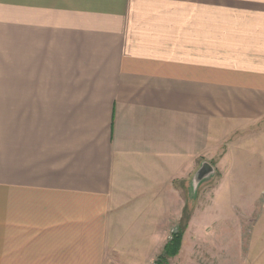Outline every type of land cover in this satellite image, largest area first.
Listing matches in <instances>:
<instances>
[{"label":"crops","instance_id":"1","mask_svg":"<svg viewBox=\"0 0 264 264\" xmlns=\"http://www.w3.org/2000/svg\"><path fill=\"white\" fill-rule=\"evenodd\" d=\"M217 156L264 264V0H0V264L180 256Z\"/></svg>","mask_w":264,"mask_h":264},{"label":"rangeland","instance_id":"2","mask_svg":"<svg viewBox=\"0 0 264 264\" xmlns=\"http://www.w3.org/2000/svg\"><path fill=\"white\" fill-rule=\"evenodd\" d=\"M238 138L241 141V137ZM238 138H236V140ZM242 141L245 142V140ZM258 143H260V145L258 144L259 146L253 147H255L258 151L263 152L261 148L263 140L259 138ZM241 148L248 151V146L244 145L241 146ZM241 151L242 150H238L236 149V146H234V157L231 156L229 158L230 163L231 160L236 159V152L239 154ZM218 158L219 156L211 160H206L214 167L215 172L211 173L208 178L201 181L200 184L198 183L196 189L193 188V185L191 187L192 191H197L201 186V190H204L207 193L206 199L202 200L206 209L201 215L202 221L200 229H202L201 231L204 234L203 239L200 241L201 245H198V242L194 237L196 231L193 230L191 232L192 235L188 247L180 253V256H174L170 259L171 261L168 259L167 264H237V262L240 261L238 259L240 252L239 248L234 246V199H231L230 196L231 188L234 189V182L226 179V177L223 182L224 176L222 170L215 167L218 162ZM219 188L221 193H218ZM214 192H217L218 194L215 200L212 197V193ZM196 203H198L196 199L191 200V211L195 207ZM190 216L191 215L187 213L185 218L188 219ZM129 228L130 226L125 229L128 241L135 242L136 238L134 236V230L128 232ZM204 228H206V231L203 230ZM195 229H198V225L195 226ZM195 242H197V245H195ZM136 250L137 249L135 247L129 246L121 251L125 257V263H135L136 260L141 258L137 255ZM144 251L147 252V250Z\"/></svg>","mask_w":264,"mask_h":264},{"label":"trees","instance_id":"3","mask_svg":"<svg viewBox=\"0 0 264 264\" xmlns=\"http://www.w3.org/2000/svg\"><path fill=\"white\" fill-rule=\"evenodd\" d=\"M182 232L179 230L172 236V241L169 242L165 247V255L164 257H160L155 264H166L167 258L174 257L178 255L180 251V242H181Z\"/></svg>","mask_w":264,"mask_h":264},{"label":"water","instance_id":"4","mask_svg":"<svg viewBox=\"0 0 264 264\" xmlns=\"http://www.w3.org/2000/svg\"><path fill=\"white\" fill-rule=\"evenodd\" d=\"M214 172V167L210 163L207 161L202 162L200 169L195 173L192 179L191 186L193 185V188L196 189L198 183L200 184L201 181L208 178V176Z\"/></svg>","mask_w":264,"mask_h":264}]
</instances>
